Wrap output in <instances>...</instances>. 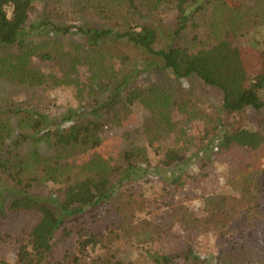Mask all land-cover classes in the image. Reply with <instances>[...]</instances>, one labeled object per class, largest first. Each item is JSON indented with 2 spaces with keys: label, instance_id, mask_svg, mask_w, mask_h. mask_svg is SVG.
Returning a JSON list of instances; mask_svg holds the SVG:
<instances>
[{
  "label": "trees",
  "instance_id": "obj_1",
  "mask_svg": "<svg viewBox=\"0 0 264 264\" xmlns=\"http://www.w3.org/2000/svg\"><path fill=\"white\" fill-rule=\"evenodd\" d=\"M75 3L86 6V15L97 20L86 16L89 19L78 24L56 22L50 13L55 7L48 0H0V77L31 86L60 85L81 64L98 78L90 93L84 95L89 102L85 107L64 105L60 111L44 103L2 105L0 181L9 185L13 195L5 203L0 200V214L20 210L38 214L19 245L16 264H95L97 257L90 251L111 248L104 242L111 229L96 231L92 226L99 220L100 211L109 209L114 190L133 202L136 183L168 177V184L173 186L185 183L184 176L193 178L195 175L186 172L184 166L195 157L206 166V149L236 146L254 150L264 144V69L248 76L240 45L230 38L245 34L249 27L264 26V0L235 1L236 5L228 0ZM40 4L43 17L34 14ZM7 6L11 7L10 14ZM161 12L170 17H161ZM34 30L62 37L79 34L83 41L67 48L60 38L53 37L47 45H35L27 40ZM134 55H139L138 63ZM33 56L53 61L61 70L60 78L33 64ZM146 66H156L177 79L195 74L221 90L222 107L228 114L243 111L261 119L229 129L223 118L200 112L209 125L204 127L209 137H202L203 146L192 155L168 147L152 163L143 145H128L120 165L94 155L72 161L100 144L99 132L106 120L100 111L119 117L125 108L137 102L144 105V98L156 92L153 84L143 88L131 84ZM176 97L169 90L160 95L144 127L147 134L167 132L173 106L185 110L192 105L187 97L179 101ZM49 182L58 187H49ZM261 186L264 199V167ZM72 233L77 236L76 249L56 258L55 240ZM149 254L155 264H185L188 258H194L195 264H206L191 245L180 253ZM104 262L100 264H115Z\"/></svg>",
  "mask_w": 264,
  "mask_h": 264
},
{
  "label": "rangeland",
  "instance_id": "obj_2",
  "mask_svg": "<svg viewBox=\"0 0 264 264\" xmlns=\"http://www.w3.org/2000/svg\"><path fill=\"white\" fill-rule=\"evenodd\" d=\"M228 1L235 4V1L240 3L243 0ZM48 2L55 7L50 13L56 22L78 24L88 20L86 16L92 18L86 15V6L75 3V0ZM6 10L10 14L11 7L7 6ZM43 10L40 4L34 14L43 17ZM160 15L165 19V15L169 16L164 12ZM92 19L97 20L96 17ZM46 32L34 30L27 40L35 45H47L53 37H57L67 48L83 41L79 34L62 37ZM230 38L233 44L240 45L248 76L264 69V53L261 50L264 49V26L249 27L245 34ZM134 56L138 57V63L139 55ZM32 62L42 71L60 78L61 70L53 61H40L33 56ZM144 68L134 80L131 79V84L141 88L153 84L156 92L144 98V105L137 102L131 108H125L119 117L100 111L106 118L99 132L100 144L74 156L72 161L81 162L94 155L120 165L128 145H143L150 161L156 163L161 151L168 147H176L185 155L195 153L198 147V150L201 149L202 137H209L204 127L209 125L201 119L200 112L223 118L229 129L252 124L255 118L261 119L260 115L249 117L243 111L228 114L222 107L221 90L205 84L195 74L177 79L156 66ZM96 80L98 78L87 70L86 65L81 64L77 72L60 85L37 83L31 86L1 76L0 110H3L2 105L35 103L55 105V109L60 111L64 105L85 107L89 102L84 95L90 93ZM164 90L175 93L176 101L187 97L192 105H187L185 110L173 106L167 132L155 136L150 131L147 134L144 127L150 118V110ZM206 155V166H201L197 157L184 166L186 172L195 175L190 179L184 176L185 183L170 186L168 177L161 181L152 179L136 183L133 202H127L121 191L114 190L109 209L100 211L99 220L92 226L96 231L111 229L104 239L111 248L90 251L91 256L97 257L95 264L103 261L155 264L150 252L180 253L186 245H191L194 254L203 257L206 264H264V199L261 186L264 144L254 150L236 146L206 149ZM49 187L58 185L49 182ZM12 195L9 185L0 181V200L5 203ZM37 218L38 214L32 210L4 211L0 214L1 264H16L19 245ZM76 237L74 233L58 237L53 246L54 256L60 258L66 250H75ZM195 263L194 258L185 261V264Z\"/></svg>",
  "mask_w": 264,
  "mask_h": 264
}]
</instances>
